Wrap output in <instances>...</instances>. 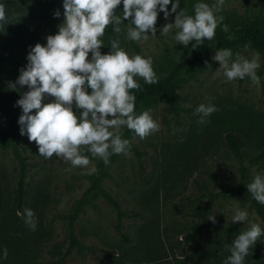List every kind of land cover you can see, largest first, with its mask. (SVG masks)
I'll return each mask as SVG.
<instances>
[{"label":"rangeland","instance_id":"374dc122","mask_svg":"<svg viewBox=\"0 0 264 264\" xmlns=\"http://www.w3.org/2000/svg\"><path fill=\"white\" fill-rule=\"evenodd\" d=\"M202 2L212 5L216 0ZM0 4L7 16L27 12V0H0ZM260 8L264 9V0H225L222 14L249 16ZM58 11L61 25L63 0ZM174 20L175 13L165 20L161 12L156 37L133 41L135 48L120 46L130 55L150 56L156 74L162 73L171 62L188 56L189 45L174 39L176 29L161 35L162 27ZM40 38V44L46 45L47 35L43 32ZM100 51L108 54L111 49L102 47ZM216 51L215 46L210 47L201 71L175 89L177 110L159 98L136 112L150 110L160 130L144 139L131 131L134 151L119 154L105 170L99 190L86 194L79 205L71 224L74 244L68 218L90 187L98 157L82 148L90 160L87 167H73L55 155L45 159L36 143L20 133L11 144H0V264H223L240 231L251 223L264 229L247 190L256 174L264 176V159L252 161L258 154L264 155L262 59L257 70L259 85L248 78L226 82L215 75L219 62L212 57ZM255 53L238 49L233 59L236 54L251 58ZM17 79L0 74V130L13 124L22 112L16 102L27 88L18 84L13 88ZM53 100L46 96L44 103ZM202 103L218 109L204 117V123L195 113ZM74 111L79 116L81 110ZM228 132L241 139L237 155L226 146ZM14 150L25 164L20 207L14 193L20 163ZM25 208L35 214L34 231L25 223ZM237 210L248 213L246 221L232 222ZM193 228L198 229L195 238L185 243L184 236ZM4 248L7 259H3ZM244 264H264V235Z\"/></svg>","mask_w":264,"mask_h":264},{"label":"clouds","instance_id":"9594fccd","mask_svg":"<svg viewBox=\"0 0 264 264\" xmlns=\"http://www.w3.org/2000/svg\"><path fill=\"white\" fill-rule=\"evenodd\" d=\"M225 0H216L212 5L205 2L194 4V15L180 9V0H63L64 22L58 26L55 35H48L46 45L37 43L27 55V65L20 69V75L11 86H27L16 102L22 109L18 123L20 134L38 146L39 155L51 159L54 155L70 162L73 167H87L90 160L82 154V148L93 157H99L107 166L112 154H126L131 142L122 139L120 129L126 126L140 139L160 130L150 110L140 114L135 111L136 97L132 90H141L137 77L146 84L158 83L153 60L140 54H129L120 46V41H110L111 51L102 54L104 46L101 37L109 25L117 34L120 25L127 24V38L132 41H148L156 37V23L160 12L164 19L175 13L174 23H166L161 35L176 29L174 39L185 47L195 41L193 48L203 45L205 40L215 38L216 29L225 17ZM123 4L122 15L116 14L117 6ZM171 4V11L168 6ZM15 15V14H14ZM55 17L60 12H55ZM6 8L0 4V23H7ZM225 33L229 32L223 24ZM151 33V36L148 33ZM234 37L228 36L231 40ZM247 48L248 45H245ZM91 53V59H89ZM219 62L215 71L217 77L226 82L248 78L253 85H259V53L251 58L236 54L230 48H220L212 57ZM207 64V61H205ZM88 89H91L89 94ZM54 100L44 103L45 98ZM205 99H209L206 97ZM74 108L81 110L79 116ZM33 110L35 112L33 113ZM218 111L214 104H200L195 113L208 117ZM248 192L264 205V176L256 174L247 185ZM21 215V213H17ZM25 223L36 229L34 212L24 209ZM248 213L237 210L232 222H244ZM215 222V217L210 218ZM264 235L258 223H251L240 231L228 247L230 255L223 264H244L250 250ZM7 248L3 259H7Z\"/></svg>","mask_w":264,"mask_h":264},{"label":"trees","instance_id":"16d2710c","mask_svg":"<svg viewBox=\"0 0 264 264\" xmlns=\"http://www.w3.org/2000/svg\"><path fill=\"white\" fill-rule=\"evenodd\" d=\"M174 2L175 0H173V3ZM198 2H202V0H180V9L178 10L186 9L187 14L194 15L193 6ZM59 3L60 0H27V12L25 15L22 16L19 13H16V15L7 16V23H3L4 27L0 26V74L13 75L18 78L20 75V69L26 67L28 63L27 55L31 50V47H34L37 43L41 42V33L44 32L48 36L55 35L58 32L60 20L59 17H55L54 14L58 10ZM169 6L171 7V4ZM122 11L123 4L121 3L117 6L116 14L122 15ZM219 15H223L222 12H220ZM224 17L225 19L223 23L216 29L215 38L213 40H205L203 45L196 48H193L195 41H191L187 50L188 56L180 62H171L166 71L157 74L158 83L149 85L146 84L142 78L138 80V83L141 85V90H132L136 97V112L153 104L159 98L166 101L174 108V110H177L178 105L175 97V89L183 84L186 79L194 77L199 71H201L203 56L212 46H215L217 50L220 48H230L232 52L243 48L253 50L256 53H259L263 63L262 71H264V9L260 8L257 12L252 13L249 16ZM123 23L124 24L120 25L121 32L119 34L113 31L112 25H109L106 28L104 36L101 37L103 40V47L110 48V41L118 39L120 45L125 47L129 45L132 48H135L133 41L129 39L127 40L126 38L128 21L125 20ZM223 24L228 25V33H225L222 30ZM229 35H232L234 38L229 40ZM245 45H248V47L246 48ZM88 91L91 92V89H88ZM34 112L35 110H33V113ZM21 114L22 112L19 116ZM18 119L13 124H9L4 129L0 130V144H11L17 138L20 133ZM121 133L122 139L130 140L131 130L125 127ZM225 142L227 148L237 155L241 146V139L239 136L234 132H228L225 134ZM130 150L134 151L132 146L130 147ZM14 152L20 163L19 175L14 190L18 207H20L25 193V164L20 159L17 151L14 150ZM118 155L119 154H112L109 157L110 163ZM263 159L264 155L258 154L256 159H252V161H261ZM109 164L106 166L103 160L99 157L95 159V167L91 175L90 187L86 190L82 200L76 205L72 214L68 218V228L72 244H74L75 241L71 235V224L75 218L78 207L83 202L86 194L99 190L100 180ZM252 200L255 212L264 223V205L258 203L253 197ZM116 230L118 234L122 236L118 224H116ZM197 232V228L190 230L184 236L185 243L191 242L195 238ZM72 244L67 247L66 253Z\"/></svg>","mask_w":264,"mask_h":264}]
</instances>
